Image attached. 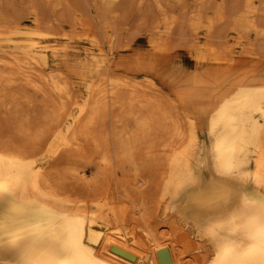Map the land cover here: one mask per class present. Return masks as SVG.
<instances>
[{"label":"bare ground","instance_id":"1","mask_svg":"<svg viewBox=\"0 0 264 264\" xmlns=\"http://www.w3.org/2000/svg\"><path fill=\"white\" fill-rule=\"evenodd\" d=\"M14 1L0 0V264H264V0L180 16V0H29L31 27ZM135 8L156 14L150 49L118 60ZM65 25L91 62L50 46ZM175 40L194 70L172 62Z\"/></svg>","mask_w":264,"mask_h":264},{"label":"rangeland","instance_id":"2","mask_svg":"<svg viewBox=\"0 0 264 264\" xmlns=\"http://www.w3.org/2000/svg\"><path fill=\"white\" fill-rule=\"evenodd\" d=\"M22 1V0H21ZM24 2H20V0H15L14 2H16L15 4H16V7L18 8L17 9V12H18V10H19V12H20V9H21V7L22 8H26V10L27 11H24V9L22 10L23 12H25L24 13V15L22 16V18L25 16H29V15H26V12H27V14H28V9L30 8V2H29V0H23ZM40 1V6H44L45 8V10L46 9H48V7H46L45 6V4H43L42 3V1H44L45 2V0H39ZM174 1V0H173ZM185 1V2H184ZM180 0V3L178 4V2L177 1H175L174 2V4L173 5H171V6H169V7H171V9L170 8H168V10L170 11L169 13H171L172 11L173 12H175L178 16H180L179 14V12L181 11V8L183 7V5H184V7L186 6L187 7V9H185L186 11L188 10H191V9H195L196 7H195V5L197 6L198 5V3L199 2H196L197 0ZM27 4V5H26ZM28 4H29V6H28ZM43 4V5H42ZM182 4V5H181ZM259 2H257V5H256V7H258V8H261V6H259ZM24 5H26V6H24ZM40 6H39V8H40ZM175 6V7H174ZM177 6V7H176ZM28 7V8H27ZM189 8V9H188ZM43 9V7H42V11L44 10ZM45 10H44V12H45ZM49 10V9H48ZM175 10V11H174ZM22 11H21V15H22ZM41 12V11H40ZM46 12H49V11H47L46 10ZM44 13L45 14V16L46 15H48L47 13ZM133 12H136V13H133ZM210 14H212V12L211 11H208ZM44 14H43V16H44ZM138 14V15H137ZM150 14V15H149ZM139 15H141L142 16V14H140L137 10H136V8L135 9H133L131 12H130V14H129V17H130V21H129V17H127V19H128V21H127V23H128V26L127 27H125L126 29H128L129 28V30H130V28L132 27V29L129 31V32H127V33H129V34H127V33H125V37H127L128 35V39L130 40H128V41H126L127 40V38H125L124 39V41L123 42H130L131 43V45H132V51L130 50V51H128V52H123V53H121V54H119L118 55V60H129V59H135L136 57H140V56H145L146 54H147V52L149 51L148 49H150V46H149V43H148V37H147V33H145L146 32V29H147V27H148V25H150V23L152 22V20L156 17V14H155V12L153 11V10H151L148 14H147V16H144L143 15V17H147V19H146V22H147V24H146V22H144L143 20H144V18L142 17V18H140L141 16H139ZM155 17H154V16ZM91 16V17H90ZM24 17V18H25ZM86 17H87V21H91V20H93L92 22H94L93 24H96V20H95V15H94V13H93V15H92V13H90L88 16L86 15ZM86 17H84L83 18V20H86ZM23 18V19H24ZM90 18V19H89ZM139 18V19H138ZM22 19V23L23 24H25V25H28V27H31L32 26V19L30 18V16L29 17H26L24 20ZM137 21H136V20ZM155 19H157V17L155 18ZM139 20H140V22H139ZM142 21L144 22V24L142 23ZM130 22V23H129ZM132 22L134 23V25L132 24ZM131 24H132V26H131ZM138 24H142V25H140V26H142V27H140V29H139V27H138ZM144 25V26H143ZM147 25V26H146ZM66 27L64 28V29H61L60 30V32L61 31H63V33L61 32V33H57V30L55 29L54 30V32H53V30H52V32L53 33H55L56 32V34L58 35H56L57 36V38L56 39H52L51 40V42H50V46H54V47H57L60 51L61 50H63V49H66V50H64L65 51V53H66V56H65V63H67L69 66H71V67H73V68H78V67H81V66H83V65H85V64H87L88 62H91V52L89 51V46L87 45V42H86V40L84 39V37H81V36H78L77 34H78V32H80V30H78V31H73V29L71 28V27H69L68 25H65ZM133 27L134 28H138L137 30H138V32H137V30L134 32V34L132 33V35H130L131 34V32L132 31H134V29H133ZM58 31H59V29H58ZM67 31H69L70 33H68ZM74 32H77V33H74ZM144 33V34H143ZM65 34H67V35H65ZM67 36V37H66ZM65 38H67V39H65ZM82 38V39H81ZM84 39V40H83ZM252 40H254V37H252L251 38ZM176 42H178V41H174V45H172V47L174 48L175 47V52H176V57L173 59V61L172 62H174V63H176V64H179V65H181V66H183V67H185L187 70H189V71H191V70H194L195 69V62H194V60L190 57V55H189V53H188V51H187V48L185 47V45L183 44V43H180V42H178L179 44H177ZM177 44V46L178 47H181V48H178V47H176L175 45ZM67 47H66V46ZM185 47L186 49H182L183 47ZM178 51V52H177ZM125 53V54H124ZM146 53V54H145ZM120 58V59H119ZM146 58H147V60H150V58L148 57V56H146ZM67 59V60H66ZM172 62H162V61H160V62H158L162 67H167V66H169ZM76 66V67H75ZM241 69H244V68H241ZM146 76H150V74L149 73H147L146 74ZM159 83H160V85H162L165 89H166V92L169 94V95H171V96H174L175 95V89L173 88V87H171L170 85H169V83H168V81H165V80H157ZM165 83V84H164ZM168 83V84H167ZM168 86V87H167ZM172 91V92H171ZM196 112L199 114L200 113V109H196ZM202 138H203V143H204V149L205 150H207V149H210V140H209V137L207 136V133H206V131H203L202 132Z\"/></svg>","mask_w":264,"mask_h":264},{"label":"water","instance_id":"3","mask_svg":"<svg viewBox=\"0 0 264 264\" xmlns=\"http://www.w3.org/2000/svg\"><path fill=\"white\" fill-rule=\"evenodd\" d=\"M167 261H169V260H167ZM170 262H167V264H169Z\"/></svg>","mask_w":264,"mask_h":264}]
</instances>
